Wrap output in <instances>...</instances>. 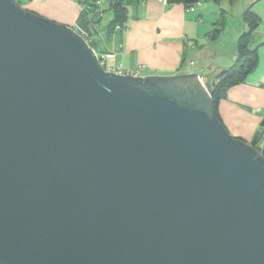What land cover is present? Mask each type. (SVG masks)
Instances as JSON below:
<instances>
[{
    "label": "water",
    "instance_id": "1",
    "mask_svg": "<svg viewBox=\"0 0 264 264\" xmlns=\"http://www.w3.org/2000/svg\"><path fill=\"white\" fill-rule=\"evenodd\" d=\"M212 84L0 0V264H264V155Z\"/></svg>",
    "mask_w": 264,
    "mask_h": 264
},
{
    "label": "crops",
    "instance_id": "2",
    "mask_svg": "<svg viewBox=\"0 0 264 264\" xmlns=\"http://www.w3.org/2000/svg\"><path fill=\"white\" fill-rule=\"evenodd\" d=\"M106 1V0H105ZM103 0V8L111 11L113 0ZM106 3V7L104 6ZM128 9L126 27L118 35H106L108 21H101L99 49L102 53L114 52L110 66L121 63L126 68L138 70V75H171L199 73L204 82L212 83L223 70L238 58L237 42L249 29L244 14L250 8L260 17L252 35L250 47L258 50V65L245 82L229 88L218 106L222 122L230 133L252 143L257 138V147L264 146V0H203L191 3L164 2L163 0H125ZM237 4L241 26L233 29V49L226 52L216 46L218 36L226 27L227 10ZM258 5H263L258 7ZM24 7L42 16L78 26L82 11L80 0H32ZM243 12V13H242ZM215 26V27H214ZM221 29V32L215 33ZM236 37L235 41L234 38ZM189 40L196 45L188 44ZM225 58L224 62L214 58ZM196 67L195 70L191 68Z\"/></svg>",
    "mask_w": 264,
    "mask_h": 264
},
{
    "label": "trees",
    "instance_id": "3",
    "mask_svg": "<svg viewBox=\"0 0 264 264\" xmlns=\"http://www.w3.org/2000/svg\"><path fill=\"white\" fill-rule=\"evenodd\" d=\"M22 6L27 2H31L32 0H18ZM203 0H167V2H184L188 7H191V3H196ZM83 9L80 12V16L78 19V26L82 29L91 33V35H96V40L93 42L92 46H99L100 39V28L97 30H93V24H100L102 18L100 16L101 12H104L103 6L97 4V0H89L87 2L82 1ZM25 8V7H24ZM103 9V10H101ZM111 10L113 12V18L110 20L109 24L106 28V35L112 37L113 35L120 34L123 29L126 27V22L128 18V9L126 6L125 0H113L111 5ZM244 21L249 26L247 32L243 33L236 46L238 49V58L237 60L227 69L221 71L214 79V84L211 85V94L215 102V110L218 115V118L221 120V117L218 112V106L222 99H224L227 95L229 88L235 86L237 84L243 83L246 81L248 75L254 71L258 65V50L252 49L250 47V42L252 39V35L256 28L259 25L260 17L250 8L244 14ZM120 26L122 29L117 30V26ZM222 30H216L215 33L221 32ZM98 35V36H97ZM222 121V120H221ZM262 125L264 126V118L262 120ZM257 138H255L252 142L254 146H256ZM259 148V147H258ZM262 154L264 155V146L259 148Z\"/></svg>",
    "mask_w": 264,
    "mask_h": 264
},
{
    "label": "rangeland",
    "instance_id": "4",
    "mask_svg": "<svg viewBox=\"0 0 264 264\" xmlns=\"http://www.w3.org/2000/svg\"><path fill=\"white\" fill-rule=\"evenodd\" d=\"M106 1L109 3L110 0H106ZM242 1L243 0H241V2ZM105 2H104V6L106 7L107 5H106ZM262 6L263 5H258V7H262ZM236 9H237V4L235 5L234 8L232 6L231 9L227 10V12L228 11L229 12H228V14L225 13V17H223V18L220 17V19H222L221 21H225V18H226L227 19V21H226L227 23H226V27H224L223 32H221L220 35L218 36L219 39L217 40V42L215 44H216V46L218 45L219 48L223 49L226 52H231L232 49H233V44L232 43H234V42H231L232 41V37L231 36L233 35V31L232 30L236 29L237 28L236 26H238V27L241 26V15L240 14L238 15V12H237ZM112 17H113V14L111 13V11H105V16L102 18V21H108ZM236 37L237 36H235L234 41H235ZM98 43H99V46H97L96 48L98 50V53L101 54L102 52L99 51V49H100V47L102 45H104V41L102 39H99ZM224 59L225 58L216 57V58H214V61L224 62L223 61ZM109 62H110V60H109ZM191 69L195 70L196 67H193Z\"/></svg>",
    "mask_w": 264,
    "mask_h": 264
},
{
    "label": "built area",
    "instance_id": "5",
    "mask_svg": "<svg viewBox=\"0 0 264 264\" xmlns=\"http://www.w3.org/2000/svg\"><path fill=\"white\" fill-rule=\"evenodd\" d=\"M82 1L87 2V1H89V0H82ZM163 1H164V2H167V0H163ZM80 3H81V0H80ZM97 4L103 6V0H97ZM81 8H82V9L84 8L82 3H81ZM102 8H103V7H102ZM101 10H103V9H101ZM100 16H101V18H103V17L105 16V13H104V12H101V13H100ZM99 25H100V24H98V23L93 24V26H92V27H93V30L95 31V30L99 29ZM76 29H77V31H78L81 35L84 36V38L87 40V42H88L91 46H92L93 42H95L96 38H98V37H96V35H91L90 32H88V31L82 29V28L79 27V26H76ZM116 29H117V30H120V29H122V28L118 25ZM97 36H98V35H97ZM188 44H190L191 46L196 45L195 42H194V41H191V40H189ZM92 47H93V46H92ZM93 48H94V50L96 51L98 57L100 58V61H101L102 65H103V67H104L106 70H108V71H113V72H116V73H119V74H125V75H138V72H139L138 70L128 69V68H126V67H125L123 64H121V63L116 64L114 67L110 66V64H109V60L115 58V53H114V52H106V53H101V54H99L97 48H95V47H93Z\"/></svg>",
    "mask_w": 264,
    "mask_h": 264
}]
</instances>
